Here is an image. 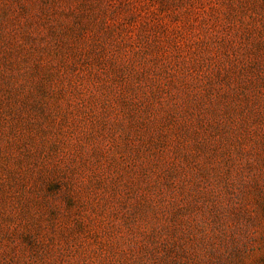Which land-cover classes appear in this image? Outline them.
Here are the masks:
<instances>
[{
    "label": "rangeland",
    "instance_id": "obj_1",
    "mask_svg": "<svg viewBox=\"0 0 264 264\" xmlns=\"http://www.w3.org/2000/svg\"><path fill=\"white\" fill-rule=\"evenodd\" d=\"M0 264H264V0H0Z\"/></svg>",
    "mask_w": 264,
    "mask_h": 264
}]
</instances>
